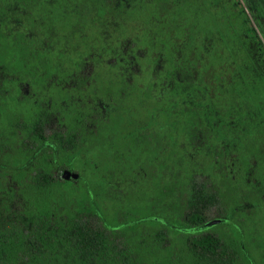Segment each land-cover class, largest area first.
<instances>
[{
    "label": "trees",
    "instance_id": "16d2710c",
    "mask_svg": "<svg viewBox=\"0 0 264 264\" xmlns=\"http://www.w3.org/2000/svg\"><path fill=\"white\" fill-rule=\"evenodd\" d=\"M212 1L210 15L197 0H0V264H250L233 215L264 193L224 182L225 149L201 134V121L198 133L189 122L185 142L164 128L175 100L164 76L180 85L200 69L164 66V48L192 40L199 51L216 21L236 16L253 66L263 68L264 0L244 2L247 13L240 0ZM37 21L40 39L29 34ZM75 44L87 48L69 57ZM61 58L74 71L53 76ZM228 91L248 108L255 94L264 108V78ZM178 110L203 117L195 105ZM204 148L211 172L178 170L182 151ZM71 161L86 167L83 184L55 173ZM6 189L24 200H1Z\"/></svg>",
    "mask_w": 264,
    "mask_h": 264
},
{
    "label": "rangeland",
    "instance_id": "374dc122",
    "mask_svg": "<svg viewBox=\"0 0 264 264\" xmlns=\"http://www.w3.org/2000/svg\"><path fill=\"white\" fill-rule=\"evenodd\" d=\"M216 9L218 10V7ZM216 28V34L205 49L198 51L197 46L192 44V40L178 46L174 42V47L164 48V66L180 61L184 62L187 67L191 62L200 65L199 82L188 83L182 80L178 81L180 85L175 82L173 94L181 96L186 93L188 94V97L184 99L186 103L198 105L203 109V117H200L202 135L210 142L220 143L225 149L224 164L221 168L224 182L227 180L239 189L252 188L264 193V142L258 134L259 129H264V108L255 94H252L254 103L253 99L247 98L251 103H248L251 106L248 108L244 104L246 100H242L244 104L242 105L235 94L226 92V87L238 79L233 69L236 63H232L235 60H241L240 56L243 53L241 44L245 39L236 16L235 19L225 16L223 20L216 23ZM155 33L158 35L161 31L157 29ZM212 42L216 46V52L213 58L209 59L211 52L215 49ZM93 43L92 41L87 43L89 49L84 51L92 50ZM87 47L85 44L70 45L66 54L74 57L78 50ZM68 63L66 58H61L60 62H57L61 71L69 68ZM186 70L190 71L189 68ZM250 70L249 68V71L244 73L248 84L254 80ZM98 71L101 69L99 68ZM193 80L194 78L191 81ZM171 98L179 101L175 96ZM56 99L59 101L58 104L66 102L63 93H57ZM171 103L174 107L169 106L173 108L169 117L170 122H168L170 132H173L179 141L185 142L184 132L187 128L185 116L178 110L179 102ZM164 128L167 129L165 122ZM181 154L179 160L183 163L178 170L182 172L187 169L208 173L212 171V168L214 169L211 161L212 151L208 148L196 151L187 149ZM170 178L174 180L173 176ZM260 199V202L252 204L249 210L240 209L235 212L236 216L233 215L235 218L232 217L235 221L237 219L236 225L243 233V246L250 264H264V198ZM164 257L160 258V262L163 263L166 260Z\"/></svg>",
    "mask_w": 264,
    "mask_h": 264
},
{
    "label": "flooded vegetation",
    "instance_id": "af4514ba",
    "mask_svg": "<svg viewBox=\"0 0 264 264\" xmlns=\"http://www.w3.org/2000/svg\"><path fill=\"white\" fill-rule=\"evenodd\" d=\"M197 1L200 2V5L197 6V7H195V9H197L198 11H201V12H209L210 15H211L216 10V8H217V3L216 2H213L212 0H197ZM240 1H241L242 8L247 13V10H246L245 4H244V0H240ZM21 23H22V25H24L23 21ZM216 23H217V21H216ZM36 24H37L38 27H37L35 33L34 32L32 33L31 30H30L29 31V34L31 33L32 36L40 39V37H39L40 36V31H39V29H40V27H39L40 21H37ZM251 24L253 26L256 25V24H254L253 21H251ZM12 26H14V23H12ZM216 29H214V31H211L212 32L211 34H208V36H207L208 38L205 37V38L201 39V40H203L202 41V44H201V50L202 49H205L208 46V44L212 41L214 35L216 34ZM209 35H212L213 37H210ZM243 38H245L244 35H243ZM212 43H213V46H214L215 49H214L213 52H211V57L209 56V59H212L213 58L212 56L216 52V46H215L214 42H212ZM212 43H211V45H212ZM247 43H248V41L245 39V41L242 42V44H241V48H242V51H243L242 55L240 56L241 57V60H235L236 62L233 61V63H232V64L236 63V66L235 67L233 66V69H234V71L236 73V76L238 77V79L235 82H233V84L236 83V82H241V83L242 82H245V84L248 85V81L245 79L244 73L246 71H249V68L251 69L250 70L251 71V74H253V76H254L253 77L254 80L251 82V84H253V85H255L257 83L258 84L259 83L262 84V79L264 78V63L262 64L263 68H262L261 71H259V69H255V67L253 66V64L256 65L257 62H258V59L255 56V54H250L249 53L250 50L248 49L249 46L247 45ZM209 48H210V46H209ZM250 56H251V58H250ZM239 66H240V68H239ZM73 71H74L73 69H69V68L65 69V71H61V69L58 68V69H56V71H55V73H54L53 76L70 75V74L73 73ZM166 71L170 72L172 74V76L175 75L178 72L176 70H164V72H166ZM200 71H201L200 69H198L196 71V75L194 76V80L193 81H191L192 80L191 79L189 82L188 81L187 82L188 83H190V82L193 83V82L196 81L198 83L199 82V79L198 78L200 77ZM191 72H194V70L191 71ZM11 80H13V79H11ZM58 80L61 81L62 79L61 78L60 79H55V83ZM164 80H166V85L164 84L165 85L164 91H173V87L175 86V84H174L175 81L174 80H171V79L170 80H167L165 76H164ZM258 86L262 88L261 85H258ZM20 89H21L20 92H22L23 95H26L28 97H33V95L30 96V91L28 90L27 87L20 88ZM173 95L179 99V101L178 100H174L173 102H175V103L176 102H179V103L181 102L182 104H185L186 103L184 101V99L186 97H188V94L183 93L181 96H178V94H173ZM168 97L169 96H167V98ZM189 105H193V104H189ZM242 105H244V104L242 103ZM195 106L198 107V108H200L198 105H195ZM217 116H219V115H217ZM169 117L170 116L164 117V120H165L164 122H165V125H167V131L168 132L171 131L170 130L169 123H168V122H170V120H169L170 118ZM185 121H186L187 128L185 129V132L184 133H185L186 138H187L188 131L190 130V128H189V126H190L189 122L190 121H195V123H197V125L199 126L200 119H198V118H192L191 119V118H186L185 117ZM1 124H2V129L5 132L4 133V138L5 139H8V140H13L14 137H15V135L12 133V131H14V128L12 127V125H10V123L8 121H5V120H4V123H3V120H2ZM199 131H200V126H199V129H198L197 133ZM50 146L52 147V145H50ZM52 150H53V154H54L55 153L54 148ZM54 163H56V160H54ZM56 165H57V163H56ZM4 168L6 170H13V169H18V168H22L23 169V168H28V167L25 164H22V165H18V166H5ZM85 170H86V167H84L83 165L78 166V165L73 164V162L71 161L68 164H63V166H61V167H58L57 166L55 173L59 175V180L60 181L66 182L68 184H71V183H74V182H79L78 184H83V182H84L83 179L84 178H83V175L82 174L84 173ZM64 172L70 173L68 179H64L62 177V175H63ZM72 174H75L76 177H72ZM1 183H2V186L4 188H9L10 184H11V187H13L15 189L17 188V184L15 182L9 181L8 178H4ZM1 200H24V199L22 197H14V196H11V193L6 189V191H4L3 194H2Z\"/></svg>",
    "mask_w": 264,
    "mask_h": 264
},
{
    "label": "water",
    "instance_id": "95a60500",
    "mask_svg": "<svg viewBox=\"0 0 264 264\" xmlns=\"http://www.w3.org/2000/svg\"><path fill=\"white\" fill-rule=\"evenodd\" d=\"M69 175H70V173H68V172H64L63 175H62V177H63L64 179H68ZM72 177H76V175H75V174H72Z\"/></svg>",
    "mask_w": 264,
    "mask_h": 264
}]
</instances>
